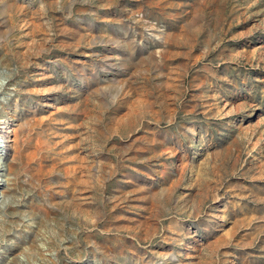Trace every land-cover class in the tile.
Returning a JSON list of instances; mask_svg holds the SVG:
<instances>
[{
    "label": "rangeland",
    "instance_id": "obj_1",
    "mask_svg": "<svg viewBox=\"0 0 264 264\" xmlns=\"http://www.w3.org/2000/svg\"><path fill=\"white\" fill-rule=\"evenodd\" d=\"M2 83L0 264H264V0H0Z\"/></svg>",
    "mask_w": 264,
    "mask_h": 264
},
{
    "label": "bare ground",
    "instance_id": "obj_2",
    "mask_svg": "<svg viewBox=\"0 0 264 264\" xmlns=\"http://www.w3.org/2000/svg\"><path fill=\"white\" fill-rule=\"evenodd\" d=\"M4 83L0 85V88H2ZM7 86V85H5ZM1 108V107H0ZM1 117V116H0ZM8 120H3L0 118V148L1 150H7L10 152L9 155H11L12 158L15 159L16 154L18 152L17 150V144L18 143V129L16 127L10 126L9 123L7 122ZM6 122V124H4ZM12 165L6 167L5 171L0 168V170L3 171L4 177L0 179V202L2 204H5L6 202V191L9 189V175L11 171H13ZM5 238V237H4ZM18 261V260H15ZM24 261V260H23ZM8 264H15V262L12 261L8 262Z\"/></svg>",
    "mask_w": 264,
    "mask_h": 264
}]
</instances>
